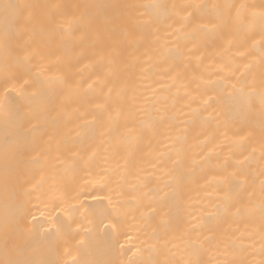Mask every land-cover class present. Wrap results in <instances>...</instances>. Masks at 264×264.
<instances>
[{"label": "bare ground", "instance_id": "6f19581e", "mask_svg": "<svg viewBox=\"0 0 264 264\" xmlns=\"http://www.w3.org/2000/svg\"><path fill=\"white\" fill-rule=\"evenodd\" d=\"M0 264H264V0H0Z\"/></svg>", "mask_w": 264, "mask_h": 264}, {"label": "snow or ice", "instance_id": "6c2138e0", "mask_svg": "<svg viewBox=\"0 0 264 264\" xmlns=\"http://www.w3.org/2000/svg\"><path fill=\"white\" fill-rule=\"evenodd\" d=\"M5 7H16V5H5Z\"/></svg>", "mask_w": 264, "mask_h": 264}]
</instances>
